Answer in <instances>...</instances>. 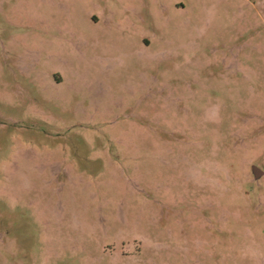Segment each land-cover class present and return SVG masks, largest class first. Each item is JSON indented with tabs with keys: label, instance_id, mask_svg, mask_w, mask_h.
<instances>
[{
	"label": "rangeland",
	"instance_id": "obj_1",
	"mask_svg": "<svg viewBox=\"0 0 264 264\" xmlns=\"http://www.w3.org/2000/svg\"><path fill=\"white\" fill-rule=\"evenodd\" d=\"M0 264H264V0H0Z\"/></svg>",
	"mask_w": 264,
	"mask_h": 264
},
{
	"label": "water",
	"instance_id": "obj_2",
	"mask_svg": "<svg viewBox=\"0 0 264 264\" xmlns=\"http://www.w3.org/2000/svg\"><path fill=\"white\" fill-rule=\"evenodd\" d=\"M252 174H253L255 179H258L262 176V173L259 170H257L256 168H252Z\"/></svg>",
	"mask_w": 264,
	"mask_h": 264
}]
</instances>
